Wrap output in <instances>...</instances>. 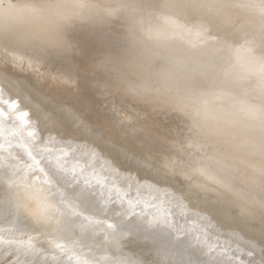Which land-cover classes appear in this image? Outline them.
Segmentation results:
<instances>
[{
	"label": "rangeland",
	"instance_id": "1",
	"mask_svg": "<svg viewBox=\"0 0 264 264\" xmlns=\"http://www.w3.org/2000/svg\"><path fill=\"white\" fill-rule=\"evenodd\" d=\"M11 1L16 2L19 0ZM76 1L84 5L90 3L93 7H105L107 12L112 11L116 7V4L109 0ZM27 2H38L37 6L42 11L48 8L47 3L41 2L40 0H27ZM53 21L56 23H66L65 27L61 26L60 29L67 31L65 38H68V41H70L76 53L71 67H67L66 65V59L64 57L65 51H59L60 53L57 52L58 54L54 53L44 58V60L41 54H38L42 52L40 49H43L39 44L35 46V52L21 50V57L23 60L18 64L11 63L7 66L6 63L0 61V75L6 74L17 79L21 84H27V89L30 91L27 93L35 98H46L47 102L40 110L46 111L42 113L44 115H39L40 112L31 116L25 115L21 113L15 101L23 100L24 97H27L26 94L20 91L17 94L19 96L18 99H15L11 95L8 97L6 88L0 83V88L3 90L0 89V123L2 121L4 122L7 116L11 118L10 120L14 126H11V134L15 142L13 147L8 144V142L4 143L0 140V239L8 242H0L1 261L15 259L14 253L9 255L7 252L9 246L21 240H28L29 246L25 247L28 251L27 254L19 255L22 260L18 257L22 262L15 259L18 260L16 261L17 263L19 262L18 264L36 262L37 264L41 262L43 264H55L53 260L40 257L41 253L39 252L46 248L52 251L57 258L56 260L63 261L66 264L74 261V254L71 251V247L72 245H83L85 243V236H77L75 231L69 230V242L60 243V240L55 237L53 229L61 222L59 215H61L62 212L55 215L52 224L47 225L45 231H40L34 235H27L17 239L13 238L16 234L15 228L19 222L23 224L27 221L25 216L26 212H31L37 208V202L33 198V193H41L45 196L50 195V193H55V195L50 197L53 201H59L60 194L62 193L63 199L67 202L68 207H65V204L61 203H57L54 206H58L64 212L69 213L73 221H81L84 223L85 225L81 224V226L87 237H90V235H99L101 231L107 234L106 236H108L111 243L114 244V248L110 252H98V250H93L92 248L91 251L87 253L85 257L86 260L97 262L98 264H109L110 261L114 262L118 259H128L130 261L137 260V262L142 260L143 263L140 261L138 264H146V261L149 263H156L168 259L171 261L184 259L183 262H185L186 257L180 259V256L175 252L177 249L184 248L187 254L191 251L192 253L196 252L199 254L193 264H199L200 262H202V264H211V260L213 261V258L215 259L214 255H217L216 258L220 260V263H217L218 260L213 261L214 264H244L241 258H236L237 254L236 256L234 255L236 251L232 245L229 246L227 244L229 246V248H227L232 251L233 254L230 256L231 252L226 249L225 245L222 246L223 244H220L222 251H228H225L228 255L223 252V256V253H220L222 258L217 253L222 252L220 249L221 247H217L219 245L218 241L216 242V240L212 239L210 234H208L210 238L208 236L206 238L209 231H207V233L205 232L206 235H204V232L203 235H201L205 236L206 239L204 240V237L200 235V238H198L197 233L195 236V231L193 233L191 231L193 228V219L186 220L182 225L180 223L183 217H185L184 215H188L187 217L190 218V213L193 214L195 211L201 212V209L206 208V210H208L210 207L217 206L220 209H215L212 212L217 218H220L221 214L225 213L226 217L229 218L227 220H236L246 227H250L251 225L257 226L264 231V227L256 225L252 217H258L256 219H262L264 217H260L264 214L262 213V211H264V117H260L262 118L260 122H256L257 119L253 117L251 118L248 116V119L244 110L242 112L245 117L242 115V112L231 111L229 106L231 107L232 105L233 101L230 99H233V97L230 95L227 96L226 93L222 94L217 90L218 84L226 77V73L228 72L227 69L230 70L235 66L238 54L241 51H248L251 47L250 45L253 44L252 41L249 40L250 42L248 43V39H246L247 42H245L244 37H240L238 34L235 36L236 32L240 33V31H238L240 28L238 29L232 24L234 29L236 27L237 31H234L233 28L232 31L228 29V32L225 34L227 36L225 37L229 39L235 37V42L230 46L228 56L221 61L222 64H224V68L220 71L221 74L223 71V76H218L216 73L212 81L201 85H193L179 80L178 76H176L171 79L167 77L164 83V76L160 72L149 68L146 75L148 83L145 85H133L122 81L123 75L120 71L115 75L112 71L113 65L104 67L105 69L101 72L96 69L101 61L109 58H116L114 65L118 66L119 63L126 62V60H128L127 62L134 61L136 57H138L137 49H126V51H124L123 46H127L129 40H131L132 32H129L130 29L128 26L124 27L123 21L106 18L100 20V22L98 18L79 19L76 15L67 17L65 20L53 19ZM43 35L46 37L47 33H43ZM101 35H106V37L103 38L102 45L105 41L111 43L104 49L89 50V53H94V57H97L93 59L94 65L86 66L82 64L85 55L88 56V52L85 51L86 44L93 41L95 36L98 39L99 36L102 37ZM59 37L61 36L59 35ZM101 40L102 39H98L97 41L99 42ZM161 40L164 41L162 38L159 39L157 42L158 46L163 44ZM241 41L245 43L243 44ZM144 42L145 39L140 36L136 44H138V47L141 49L145 47L147 41ZM193 45L195 47L197 46L196 44ZM184 48L185 50L182 51L183 53L192 55V58H198V49L186 48L185 46ZM14 49L16 48L12 47L8 51H15ZM85 52L87 54H85ZM140 62L143 63L146 62V60L142 59ZM149 64L147 66H149ZM190 66L189 70L196 71L195 65ZM262 67V69H260L261 72L264 70V65H262ZM261 72L258 74H261ZM18 73L23 77L19 76ZM261 77L264 78L262 74L259 78ZM255 78H253L254 82L256 81ZM259 78L257 77V79ZM218 79L221 80L219 81ZM216 80H218L219 83L215 85V82L217 83ZM31 81L38 86H34ZM253 81L250 84L247 82V88L250 87L249 85H251ZM50 82L52 84H50ZM104 84H106L107 87ZM66 85L68 87H66ZM42 87L44 89H42ZM213 87L214 89L216 87V90H214ZM45 88H47V90ZM49 88L50 93L48 91ZM107 88L110 91H107ZM57 89L58 91L61 89L60 92H62V94L58 93ZM213 90L219 93H216V95ZM263 90L261 88V93ZM223 95L225 97H223ZM261 96L264 99V94H261ZM4 98H8L7 101ZM68 100L70 101L68 102ZM220 100H222L224 103L223 106L226 108H222ZM11 102H13V104H11ZM219 102L220 104L218 105ZM76 103H78V105ZM112 104H114L115 107L117 106L116 110L112 108ZM220 105L221 107H219ZM96 106L98 108H96ZM200 108L204 110L205 115L200 114L198 111ZM229 112H233V114ZM61 113L64 115V118L69 119L68 122H70V126L72 127L70 132L73 136H61L62 138L50 142L45 132L42 131V135H39V131H41L39 126L40 128L42 127V122L39 120V125H37V117H42L41 119L45 120L44 123L48 124L51 122L52 116H58ZM165 116H167V120ZM162 117H164L163 120L165 119V126H162L160 123V125L158 124ZM256 118H258V120L260 119L259 117ZM175 119L177 122L179 121V128V123H181V130L185 135H188L187 140L191 139L190 142L185 139L187 142L183 141V143L178 139L180 142L175 144L171 141L174 140V142H176V139L172 138L173 140H169V135L172 133L171 131L174 130L175 124H177L175 123L176 121H174ZM207 120L209 122L215 120L216 123L213 122L212 124V122L209 123ZM255 127H257V129ZM60 128L62 131H65V124H60ZM234 139L236 140L234 141ZM253 143L258 144L259 148L252 150L253 148L250 147V149L249 145L252 146ZM209 150L215 151L216 154L214 153V155L218 154L220 160L211 159L209 161V159H205L209 156H207V151ZM173 152H175V155H179L178 157L180 158L172 155ZM177 152H180L183 156L180 155V153L176 154ZM184 153L186 154L184 155ZM77 155L82 156L80 163L82 171L80 173L86 172L83 176H86V180L90 182V186L93 188L86 190L87 198L79 195V185L67 178H60L53 175L55 172L61 176H67L68 173L61 169L60 165L64 164L65 161H70L71 163L66 164L65 168L72 169L71 175L77 178L80 174H78L79 168H77ZM214 155L212 156L216 158L217 156ZM171 157L178 159L175 160L173 158L172 160ZM186 161L188 163H186ZM184 162L186 165L190 166L191 169L186 166L188 167L187 171V169L183 167L185 166ZM198 170H203L202 172H204L205 175L201 172L204 176L202 177L210 184L212 183V185L208 182L207 184L205 180L202 182L203 178L196 174ZM196 175L198 176L196 177ZM160 179L163 180L161 181ZM76 180L80 182L85 181L80 180V178ZM187 180H190L192 183H187ZM139 181L140 184L142 181V184H148L149 186H144H148L149 188L142 187ZM154 181L155 184H153ZM158 181L160 183H158V185L161 187H157V185L153 188L152 185L155 186ZM163 182H165V185H168L163 187ZM214 185H216V187H214ZM179 188H181V190ZM165 190H168V194H165ZM171 191L173 192L171 193ZM230 191L232 192L231 194H229ZM109 194L112 195L110 196ZM227 194L231 195V197ZM234 194L238 196L235 197ZM250 194L253 196L250 197ZM160 195H164L165 203L167 201L165 199L166 195V198L169 196L170 199H174V204L173 202L171 203L173 200L170 201V199L167 198L171 204L168 205L169 201H167L166 205H164V201H160L161 198L157 197ZM246 195H250L249 197L252 199L248 197V203H243L247 200V198H245L247 197ZM93 196H97L99 202L93 201ZM219 196H224L226 201H216V198L219 199ZM239 196H245L244 198L246 200L242 201L238 199ZM118 197H120V199ZM175 197L185 199L190 205L195 202L197 206L194 207V209L196 208L197 210L195 209L194 211V209L191 208L193 212L187 211L191 210L189 208L192 207V205L187 209V203L184 202L186 204H184L186 207L185 209L182 205L183 202L181 201V203L178 201V198V200H176ZM12 198L16 200L20 198L19 202L16 201V203L26 205L25 211L17 218L18 221H16V223H12L13 221L8 220L10 203L11 200H14ZM121 198L123 200H121ZM116 199H118V201ZM78 200L82 201L84 205L88 204L90 207L86 209L82 208ZM111 200L115 202L112 203ZM175 200L178 202H176L177 204L180 202L179 205L186 210V212H184L181 208L184 214L178 210L180 207L177 206ZM107 201L110 207L106 206ZM154 201H157L156 203L159 205L157 206L154 204ZM142 202L143 204L145 202H150L151 204H146L150 208L151 206L155 208L147 209L149 207H145V204L142 206ZM211 202H213V205L210 204ZM136 204L141 205V208H145L140 209V206L138 207ZM172 204L175 208H178L173 210ZM170 205H172V208ZM166 206L167 208L170 207L171 212L178 210L182 216L179 212L176 214L175 211L172 213V216L168 217L171 214ZM161 207L164 209L166 208L167 210H165L167 212L162 210L163 208ZM197 207L201 209L199 210ZM104 208H106L107 211H105ZM72 211H76L80 213V215L71 216ZM163 212H165V214ZM187 212H189V214ZM197 212L195 215H197ZM257 212H261L262 214L259 213L260 216H258L259 214ZM147 214L151 215V219L149 221L150 224L145 226ZM166 214H168V216H166ZM85 217H89L88 220H85ZM263 219L261 221L264 223ZM187 221H191L190 225ZM162 223L168 225L167 228L156 230L151 228L153 225L156 226ZM109 225L112 227H109ZM232 225L229 226L234 229V225ZM67 227L68 226H66V229H68ZM120 227H123L122 230L128 233L125 234L127 238L120 234ZM189 227L190 230H188ZM64 228L65 226L58 224V229ZM185 235L188 236L189 240ZM10 236L11 239L6 240ZM194 236L195 238L193 239ZM190 237L194 241L192 240L191 242ZM33 238H38V240L33 242ZM198 239H201V241ZM209 239H212V243L215 241L214 243L216 246L211 244ZM120 240L123 242L125 241L126 244L125 242L122 244ZM202 241H204V243H201ZM187 242L190 243V247L187 246ZM197 242L201 244L198 245L196 244ZM208 242L210 244L209 246L207 245ZM191 244H193L195 248L196 246L198 247L195 249ZM211 245L216 248L214 249ZM151 247L155 248V254H159L160 252L166 253H164V255L162 254L163 256L157 254L156 256L154 254V257H152L153 254L143 255L141 253L143 252L145 254V252L148 251L144 250L151 249ZM191 247L194 248V250ZM211 248L214 250L212 251ZM217 248H219V250H217ZM230 248H232V250ZM203 249L207 250L204 251ZM206 251L212 255H207ZM215 251H217V254H214ZM204 252L206 254L203 257L201 255H204ZM32 253L35 262L31 261ZM101 255L106 256L104 258H99L98 256ZM136 255L139 257H136ZM210 255L213 258H211ZM8 256L10 257L9 259L6 258ZM206 256H209L211 259ZM233 256H235V259ZM208 259L210 262L207 263ZM231 259L234 260L231 261Z\"/></svg>",
	"mask_w": 264,
	"mask_h": 264
},
{
	"label": "bare ground",
	"instance_id": "2",
	"mask_svg": "<svg viewBox=\"0 0 264 264\" xmlns=\"http://www.w3.org/2000/svg\"><path fill=\"white\" fill-rule=\"evenodd\" d=\"M40 1L47 3L48 8L45 11L44 10L42 11L38 8V6H37L38 2L37 3H29V2H27V0H19L16 2H13L11 0H0V61L3 63H6L7 66H8V64H11V63L18 64V63L22 62L23 59L21 57V52L22 51H28V50L35 52L34 48L37 44H39L42 46L41 48H43V49H40V50H42V52H40L38 54H41V57L43 59L54 54V53H57L59 51L60 52L65 51L64 57L66 59L65 60L66 65H67V67H71L73 65V61H74L73 58H75L76 53L73 50L74 48L72 47V44L70 43V41H68V38L66 37L67 40L65 38V36L67 35L66 34L67 31L60 29L61 26L65 27L66 23L65 24L63 22L56 23L53 21V19L65 20V19H67V17H72L74 15H76L79 19H85V18L86 19H88V18H94L95 19V18H98L99 21L104 20L106 18L110 19V20L119 19V20L124 22V27L128 26L130 29L129 32H132L131 33V35H132L131 40H129L127 46H123L124 51H126V49H130V50H136L137 49L138 57H136V59L134 61L127 62L128 60H126V62L119 63L118 66L114 65L116 58H114V59L109 58L107 60H103V61H101L100 65H98L96 67L97 71L101 72L105 69L104 67L113 65L112 66L113 73L115 75H117L120 71L121 74L123 75L122 81H124L125 83H129V84H133V85H140V84L145 85L146 83H148L147 79H146L147 71L149 70V68H151L157 72H160L164 76V83H165V79H167V77H170V79H171L172 77L178 76L179 80H181V81H185V82H188V83L193 84V85H201L203 83L212 81L213 76H215L216 73L218 76L223 74V71H222V74L220 72L221 69L224 68L223 67L224 64H222L221 61L224 60L225 57L228 56V50H229L230 46L232 44H234L233 42H235L234 41L235 37L232 39H229L228 37H225V36H227L225 34L228 32L227 31L228 29H231V31H232V28H233V30L235 31L236 27H237L238 29L240 28L238 30V31H240V33L236 32L235 33L236 35L235 34L234 35L237 36V34H238V36L240 35V37H244L245 42L248 41V43L250 42L249 40H251L253 44L250 46L252 48L250 47V49H248V51H241L238 54V58H237V62L235 64V66H233V68L230 70L227 69L228 72L226 73V77L224 76L225 78L222 79L223 81H221L220 83H219V81L221 79L220 80L218 79L219 81L216 80L217 83L215 82V85L219 83L217 90L222 94L226 93L227 96L230 95L233 97V99H230L233 101L232 105L230 104L231 107L228 105L229 109L231 111L242 112L244 110L247 114L246 117H248V116L251 118L253 117V118L257 119V121L254 120L256 122H260V120L262 119L260 117H264V99L261 96V94H264L263 93V91H264L263 90L264 78L263 77L259 78L261 76V74H262V76H264L263 75L264 70L262 71L263 73L260 71V69L263 68L262 65H264V0H160V1H158V0H109L110 2L116 4L115 9H113L112 11H109V12H107L105 10V7L104 8L93 7L90 3L84 5V4L79 3L76 0H40ZM146 1H149V2H146ZM232 24L236 26L235 29H234ZM43 33H47V36L45 37L43 35ZM41 34H42V36H41ZM59 35L61 37H59ZM97 35H99V34H97ZM96 36L94 37L93 41H91L90 43H87L85 46V51L88 52V54L86 52H85V54H87L88 56L85 55V57L83 56L84 58L82 57L83 58L82 64H85L86 66L94 65L93 59L97 58L96 56L94 57V53H89L90 49H94V50L101 49V48L104 49L105 47H107L111 43V42L105 41V43H103V45H102L101 43L103 41V38L106 37V35H103V36L101 35L102 37L99 36L98 39H102L99 42L97 41L98 39ZM140 36L143 39H145V42L147 41L145 47H143L141 49L138 47V44H136L138 39L140 38ZM161 38L164 39V41L161 40V42H163V44L158 46L157 42ZM246 39H248V40L246 41ZM242 40H244V39H242ZM193 44H196L197 46L195 47ZM184 46L186 48L198 49L197 50L198 58H192V55L183 53L182 51L185 50ZM12 47L16 48V49H14L15 51H8ZM120 47H122V46H120ZM142 59L146 60L147 63L146 62L141 63L140 61ZM148 64H149V66H147ZM190 65H195L196 71L189 70V68L191 67ZM86 69H88V68H86ZM218 72H219V74H218ZM260 72H261V74H258ZM18 75H19V73H18ZM255 75L256 76L258 75L257 77L259 79H257V77ZM19 76L23 77L22 75H19ZM25 77H26V75H25ZM215 78H214V80H215ZM253 78L256 79L255 82L253 81ZM251 80L253 81L254 84L252 83L253 85L252 84L249 85L250 87H248V88H250V89H248L247 88V86H248L247 82L249 81L248 83L250 84L252 82ZM0 83H2L4 85V87L6 88V90H7L6 92L8 94L7 95L8 97H9V95H11L15 99H18L19 96L17 94L20 91H23V93L26 94L27 97H24L23 100H16L15 101L17 103V106H19V110L21 111V113L28 115V116H31L34 114L36 115L38 112H40L39 115L46 112L45 110L40 111L42 109V107L45 106L47 103L46 98H42V99L41 98H35L32 95H30L29 93H27V92H30L27 89V87H28L27 84H24V83L21 84V82H18L17 79L12 78L11 76H8L6 74L0 75ZM32 84H33V82H32ZM50 84H52V83L50 82ZM33 85L36 86V84H33ZM104 85L106 86V84H104ZM66 87H68V86L66 85ZM261 88L263 90L262 93H261ZM0 89L2 90V88H0ZM42 89H44V88L42 87ZM45 89L47 90V88H45ZM213 89H214V87H213ZM59 90L61 91V89H59ZM214 90H216V87ZM48 91L50 93V88ZM48 91H46V92H48ZM60 91H58V89H57V92L62 94V92H60ZM107 91H110V90L107 88ZM218 91L217 92L214 91L215 94L216 93L218 94L219 93ZM54 92H56V91H54ZM54 92H53V94H54ZM51 93H52V89H51ZM4 95H5V93H4ZM223 97H225V96L223 95ZM59 98H60V96H59ZM214 98H217V97H214ZM4 99H6V101H7L8 98H4ZM69 101L70 100H68V102ZM220 102L222 103L221 104L222 108H226L225 106H223L224 103L222 102V100H220ZM220 102L218 103V105L220 104ZM227 102H229V101H227ZM229 103H231V102H229ZM11 104H13V102H11ZM76 104L78 105V103H76ZM221 105L219 107H221ZM111 106H112V108H114V110L117 109V106L115 107L114 104H112ZM186 106H183V107H186ZM82 107H83V105H82ZM96 108H98V107L96 106ZM198 111L200 112V114L205 115V112L202 108H200V110H198ZM52 112H53V110H52ZM227 112H228V109H227ZM233 112H229V113L233 114ZM42 115H44V114H42ZM242 115L244 116L243 112H242ZM63 116L64 115L62 113L58 116H52V120L48 124L44 123L45 120L41 119L42 117L41 118L37 117L38 120H37L36 124L39 125V120L42 122V127L40 128V126H39V129H41V131H39L40 132L39 135H42L41 134L42 131L45 132L48 135L50 142H53V141H56V140L62 138L61 136H63V137L73 136L72 133L70 132L72 127L70 126V122H68L69 119H66ZM88 117H90V116H88ZM249 117H248V119H249ZM256 117H259L260 119L258 120V118H256ZM163 118L164 117L160 118V122H158V124L160 123V124H162V126H165V121H164L165 119L163 120ZM165 118L167 120V116H165ZM10 119L11 118H9V116H7V119L4 120V122L2 121L0 123V140L4 143L8 142V144H10L14 147L15 142H14V138L11 134V131H12L11 126H13V123ZM169 120H168V122H169ZM174 121H176V119ZM178 122L177 121L175 122L177 124L174 123L175 128H173L174 130L171 131L172 133H170V135H169L170 141L172 138L177 140L176 142H174V140L172 139L173 141H171V142H173L175 144H178V142H180V141L185 142L188 139L187 138L188 135H185L181 130V123H179L180 128L178 127ZM210 122H212V121H210ZM213 122L216 123L215 120ZM213 122H212V124H213ZM262 122H263V120H262ZM62 123H64L66 126L65 131H62L60 128V124H62ZM209 127H211V126H209ZM255 128L257 129V127H255ZM178 139H180V141H178ZM235 140L236 139H234V141ZM187 141L190 142L191 139H189ZM240 144L242 145L241 142H240ZM141 147H143V146H141ZM250 147L253 148L252 150H256L259 148L258 144H256V143H253L252 146L249 145V148ZM14 150H15V148H14ZM209 151H210V154L212 153L211 155L209 154ZM209 151H207L208 152L207 156L209 155L208 156L209 158L206 157L205 159H207V160L209 159V161L211 159L212 160L213 159L220 160L219 159L220 157L218 156V154L214 155L215 151H211V150H209ZM174 153L175 152H173L172 155H175ZM179 153L177 152L176 154H179ZM185 154L186 153H184V155ZM180 155L183 156V154H181V153H180ZM212 155L217 156L218 158L216 157L217 158L216 159ZM175 156L178 157L179 155L178 156L175 155ZM211 156H212V158H211ZM81 157L82 156L79 155L78 159H77V162H78L77 168H79L78 174L82 171V169L80 167ZM173 158L175 160H177L180 157H178V158L173 157ZM173 158H172V160H173ZM187 161H186V163H188V162L191 163L190 161H188V162ZM176 162H179V161H176ZM179 163H177V164H179ZM186 163H185V166H183V167L186 169L188 167L190 168V166L186 165ZM180 165H184V164H180ZM186 166H188V167H186ZM187 171H188V169H187ZM202 171L203 170L196 171L197 172L196 174L200 175L201 178L204 177L203 176L204 172H202ZM190 172H192V171H190ZM201 172L203 174H201ZM84 173H86V172L80 173L76 179L80 178V180H86V176L85 175L83 176ZM193 173H194V171H193ZM198 175H196V177ZM243 178H245V177H243ZM160 180L162 181L163 179H160ZM203 180H205V179L203 178L202 182H203ZM142 182H141V184H142ZM205 182L207 183L208 181L205 180ZM156 183L157 184L155 186L152 185L153 188L158 185L159 181ZM164 183L165 182H163V184ZM187 183H192V182L190 180H187ZM139 184H140V181H139ZM153 184H155V181L153 182ZM144 185L146 186L148 184L145 183V184H142L141 186L144 188H147L149 186L148 185L147 187H145ZM164 185H163V187H166L168 184L165 186ZM184 185H185V183H184ZM210 185H212V183ZM159 186L160 185H158L157 187H159ZM169 186H170V184H169ZM169 186H168V188H169ZM181 186L184 187L183 185H181ZM214 187H216V185H214ZM179 189L181 190V188H179ZM164 192H165V194H168L167 193L168 190H165ZM172 192L173 191H171V193ZM201 192H203V191H201ZM138 193H139V191H138ZM163 193H161V194H163ZM231 193L232 192L230 191L229 194H231ZM229 194H227V195H229ZM250 195H249L250 197L253 196L252 194H250ZM116 196H118V195H116ZM160 196H157V197L161 198L160 201H164V205H166L167 201H169L167 198L170 199V197L168 196L166 198L167 195L165 196V199L167 200L165 203L164 195H160ZM234 196H235V194H234ZM237 196L238 195H236L235 197H237ZM246 196L247 197H245V196L244 197L247 198V200L242 196H239L238 199H241L242 201L246 200V202H243V203H248V200H249L248 197L249 196L248 195H246ZM162 197H163V200H162ZM229 197H231V195H229ZM254 197H257V196H254ZM118 198L120 199V197H118ZM177 198H176V200L183 202V204H182L183 207H185L184 202L187 203V209L191 205H192V207H190L189 209H191V208L194 209V207L197 206L195 204V202L190 205V203H188L185 199H181L179 197H177ZM12 199H14V200L13 201L11 200V203H10L11 206H10V212L8 213V220L13 221L12 223H14V222L16 223V221H18L17 218H19L21 216V214L23 213V211H25L26 205L16 203V201L19 202L20 198H17L18 200H16L15 198H12ZM250 199H252V198H250ZM116 200L118 201V199H116ZM121 200H123V199L121 198ZM171 200H173V201H171ZM176 200H175V203L177 202ZM221 200L226 201L224 199V196H219V199L216 198V201H218V202H222ZM78 201L80 202V205L82 208L86 209V208L90 207L88 204L84 205L82 201H80V200H78ZM93 201L99 202L98 197L93 196ZM157 201H154V204L157 205V203H156ZM170 201H171V203L173 202V204H174V199L171 198ZM170 201H169L168 205L171 204ZM180 202H179V204H180ZM121 203H122V201H121ZM146 203L148 204L150 202H145L144 203L145 205L142 202V206L144 205L146 207L149 205V204L147 205ZM152 203H153V201H152ZM162 204H163V202H162ZM179 204H177V206H179L180 209L178 207L175 208L173 205V210L178 208V210L181 213H183L182 212L183 207ZM210 204L213 205V202H211ZM136 205L138 207L140 206L139 207L140 209L145 208V207L141 208V205H138V204H136ZM172 205H170V207ZM106 206L110 207V204L108 201H107ZM160 206H161V204H160ZM153 207L151 206V208H153ZM170 207L167 208V206H166V208L170 210L169 213L171 215L168 216V214H166V216H168V217L172 216V213L175 211H176L175 213L178 214L177 213V212H179L178 210L171 212ZM151 208L149 207L147 209H151ZM161 208H163V207H161ZM165 209L163 208L162 210H165ZM185 209H186V207H185ZM195 209H194V211H195ZM215 209L218 210L220 208L217 206H213L212 208L210 207L208 210H206V208H204V209H201V212L195 211V213H193V214L190 213L191 214V216H189L190 218L187 217L188 215L187 216L184 215L185 217H183V220L180 224L182 225L186 220H192L193 219V221H192L193 222V224H192L193 228L191 229V231H192V233L195 231L194 232L195 236L198 234L197 237L200 238L199 235L200 236L203 235V232H204V235H206L205 232L207 233V231H209L206 235V238H207V236L209 237L208 234H210L212 239L216 240V242L218 241L219 245L217 244L218 245L217 247H219L220 244H223L222 246L225 245L226 249L229 252H231L230 256L233 254H232V251H230L228 248L230 245H232V247H234L235 251H236V253L234 255L236 256V254H237L236 258L237 257L241 258L242 256H244V254L248 251V247L254 245V246H256V252H257L256 259L258 260L259 259V251H260L259 243L262 240H264V231L259 229L257 226L251 225L250 227H246V226H243L242 224H240L239 222H237L236 220H232V219L227 220L229 218L226 217L225 213L221 214V216H220V218H223V219L217 218L216 215H213V213H212ZM187 211L193 212L192 209L187 210ZM243 211L246 212L245 210H243ZM60 212H62L61 215H59V217H60L59 219H61V222L60 223L55 222V223H58L62 226H65V228L64 229H58V224H57L56 227H54V229H53L54 233H55V237L60 240V243L69 242V238H68V235L70 234V233H68L69 230L75 231L77 236H81V237L85 236V238H84L85 243L83 245H72L71 251L74 254V261H72L68 264H98L97 262H93V261H89V260L85 259L87 253L89 251H91L92 248H93V250L94 249L98 250V252H100V251L101 252H106V251L110 252L113 250L114 244H112L111 241L109 240L108 236H106L107 234L100 231L99 235H90V237H87V235H85V231H84L83 227L81 226V224L83 225L84 223H82L81 221H73L71 219L69 213L64 212L58 206H53L51 213L48 216V218H44V219H41V218L38 219V217L33 214V211H31V212L27 211L26 215H25L27 221L24 222L23 224L21 222H19V224L15 228L16 234L13 238L17 239L19 237H23V236H27V235H34L35 233H38L40 231H45L47 225L52 224V221L54 220L53 218L55 217V215H57ZM184 212H186V210H184ZM196 212H197V215H195ZM163 213L165 214V212H163ZM187 213L189 214V212H187ZM254 213H255V211H254ZM257 213L259 214L261 212H257ZM262 213H264V211H262ZM150 216H151L150 214H147V221L145 223V226L150 224V222H149L151 219ZM181 216H182V214H181ZM258 216H260V214ZM263 216H264V214H262V216H260V217L262 218ZM175 217L178 218L177 216H175ZM252 217H253V220L255 221L256 225H258V226L261 225L264 227V223L261 221L264 217L262 219H256L258 217L255 218L254 216H252ZM177 222H178V220H177ZM187 222L190 225L191 221L190 222L187 221ZM232 223L234 225V229H233V227L229 226V225H232ZM178 224H179V222H178ZM66 226H68L67 227L68 229H66ZM167 226L168 225L162 223V224H159L156 226L153 225V227L151 226V228L156 230V229L167 228ZM120 228H121L120 234L123 235L124 237H126L125 232L122 230L123 227H120ZM188 230H190V227L188 228ZM104 232H107V231H104ZM190 235H191V233H190ZM185 236H187V235H185ZM195 236L193 237V239L195 238ZM201 237H204L203 240L206 239L205 236H201ZM186 238L189 240L188 236ZM9 239H11V236L8 237L6 240H9ZM193 239L191 238V242ZM212 239H209L210 242L212 241ZM32 240L34 242V241H37L38 238H33ZM198 240L201 241V239H198ZM27 241L28 240H21V241H18L17 243L12 244L11 246H9V250H8L7 254L11 255L12 253H14L15 259L20 260L21 258L19 255H25L28 253L27 249H25V247L29 246V243ZM120 241H122V240H120ZM0 242L8 243L5 240H1V239H0ZM124 242L122 241V244ZM189 242H187L188 244L185 243V244H187L188 247H190ZM198 242L196 244H198ZM214 242L213 243L211 242V244L216 246V244ZM201 243H204V241H202ZM201 243H199V244H201ZM125 244H126V242H125ZM193 244H191V246ZM207 245L208 246L210 245L209 242ZM197 247L198 246H196V248ZM194 248H195V246H194ZM194 248H192V249L194 250ZM214 249H212V251ZM220 249L222 251V247ZM230 249L232 250V248H230ZM177 250H175V252L178 256H180V259H183L186 257L185 262H183L184 259L183 260H176V261H174V260L171 261L168 259V260H163L161 262H156V263L155 262L149 263L148 261H146V264H193L196 261L197 257L199 256L198 253H196V252L192 253L191 250H190L191 251L190 253H188V254L185 253L186 250L184 251V248H180ZM205 250H207V249H205ZM217 250H219V248H217ZM227 250H225V251H227ZM144 251H148V252H145V254L143 252H141L143 255H146V254L152 255L153 254L152 257H154L156 254L157 255H162V254L164 255V253H166V252H163V253L160 252L159 254L158 253L155 254L154 253L155 248H152V247H151V249H147ZM225 251H222V252L215 251L214 254L217 252L220 255V253H223V252L225 253ZM157 252H159V251H157ZM187 252H189V251H187ZM227 252L225 254H227ZM39 253H41L40 257L53 260L55 264H66L63 261L56 260L57 258L54 256L52 251L49 250L48 248H46L45 250H41V252H39ZM206 253H207V251H206ZM206 253L204 252V255H201V254L200 255L204 257ZM224 253H223V256H224ZM208 254H211V253H207V255ZM31 255H32L31 261L35 262L34 257H33V253ZM105 256L106 255H101L98 257L104 258ZM137 256L138 255H136V257ZM214 256H215V259L211 256V258H213V261L218 260L217 263H220L219 262L220 260L216 258L217 255H214ZM220 256L222 257V255H220ZM235 256H233L234 259H235ZM221 257H219V258L222 259L223 257L222 258ZM225 257H226V255H225ZM6 258L9 259L10 257L8 256ZM6 258H4V259H6ZM130 258H132V257H130ZM207 258H205V259H207ZM246 258L247 257H245V259ZM15 259L10 260V261H6V260L1 261V259H0V264H18L19 262H22L21 261L22 259H21L17 263L16 261H18V260H15ZM234 259H231V261ZM208 260H207V263L210 262V260L209 261ZM222 260H224V259H222ZM31 261H29V262H31ZM135 261H137V260H135ZM140 261L142 262V260H139L138 263ZM213 261L211 260V264H214ZM30 264H37V262L36 263H30ZM40 264H43V263L41 262ZM199 264H202V262H200Z\"/></svg>",
	"mask_w": 264,
	"mask_h": 264
},
{
	"label": "snow or ice",
	"instance_id": "3",
	"mask_svg": "<svg viewBox=\"0 0 264 264\" xmlns=\"http://www.w3.org/2000/svg\"><path fill=\"white\" fill-rule=\"evenodd\" d=\"M70 161H65L64 164H61L60 167L63 169L65 172L68 173L67 176H61L58 173H53V175L60 177V178H67L68 180L74 182L75 184L80 186V193L79 195L82 197L87 198V189H93L92 186H90V182L85 180L83 182H80L76 180V177L74 175H71L72 169L70 168H65L66 164H70ZM59 191V190H57ZM52 195H55V193H50V195L45 196L41 193H33V198L37 202V208L32 210L33 214L36 215L38 218L44 219L48 218V216L51 213V210L53 206L57 203L65 204V207H68L67 202L63 199V194H60V199L59 201H53L50 197ZM112 203H114V200H111ZM105 211H107L106 208H104ZM80 215V213L76 211L71 212V216H77ZM89 217H85V220H88ZM109 227H112L109 225ZM128 234V233H125ZM259 259H256V246L252 245L248 247V251L244 254V256L241 257V260L244 262V264H264V240H262L259 243ZM247 257V259H245ZM109 264H138L137 261H130L128 259H118L114 262L110 261Z\"/></svg>",
	"mask_w": 264,
	"mask_h": 264
}]
</instances>
